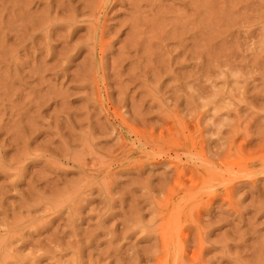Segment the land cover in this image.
<instances>
[{
	"label": "rangeland",
	"instance_id": "1",
	"mask_svg": "<svg viewBox=\"0 0 264 264\" xmlns=\"http://www.w3.org/2000/svg\"><path fill=\"white\" fill-rule=\"evenodd\" d=\"M0 264H264V0H0Z\"/></svg>",
	"mask_w": 264,
	"mask_h": 264
}]
</instances>
